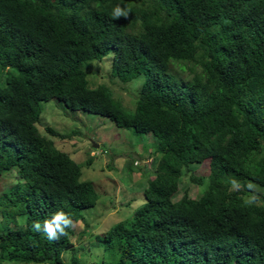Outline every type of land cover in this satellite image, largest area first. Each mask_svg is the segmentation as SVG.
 <instances>
[{"label":"trees","instance_id":"trees-1","mask_svg":"<svg viewBox=\"0 0 264 264\" xmlns=\"http://www.w3.org/2000/svg\"><path fill=\"white\" fill-rule=\"evenodd\" d=\"M117 5L128 18H113ZM109 54L111 76L142 78L130 112L88 86L82 63ZM52 98L160 147L144 203L95 235V264H264V0H0V175L21 179L0 194L14 225L0 227V263L84 264L72 226L59 239L34 228L58 210L87 226L81 210L99 198L49 137L77 132L37 127ZM206 160L207 175L190 176L201 195L175 199Z\"/></svg>","mask_w":264,"mask_h":264},{"label":"rangeland","instance_id":"rangeland-1","mask_svg":"<svg viewBox=\"0 0 264 264\" xmlns=\"http://www.w3.org/2000/svg\"><path fill=\"white\" fill-rule=\"evenodd\" d=\"M111 57L109 54L101 60L91 59L82 63V68L87 73L88 86H107L112 91V96L130 112L134 108L142 78L137 77L124 84L111 76ZM170 71L181 79L190 75L188 70L181 71L177 64L171 65ZM40 107L37 127L41 133H47L44 125L61 133L71 130L77 132L72 138L64 140L48 136L52 138L56 148L67 153L80 165L81 180L92 181L99 194L94 206L81 210L88 225L85 226L82 221H73L71 237L76 248H79L76 254H83L84 264H95L102 254L101 248L94 244L95 235L132 217L134 211L144 203L143 190L146 181L154 175L155 157L160 147L155 144L156 139L136 137L130 129L116 126L107 117L88 111L72 110L57 98L41 101ZM207 171V160L194 163L190 169L184 170L174 198H180L183 193L192 198L200 196L204 184L195 182L190 176L207 175ZM20 181L16 169L3 172L0 175V194ZM12 219V215L9 218L0 216V227L6 224L14 226ZM69 254L70 252L64 254L67 263Z\"/></svg>","mask_w":264,"mask_h":264},{"label":"clouds","instance_id":"clouds-1","mask_svg":"<svg viewBox=\"0 0 264 264\" xmlns=\"http://www.w3.org/2000/svg\"><path fill=\"white\" fill-rule=\"evenodd\" d=\"M130 13V9L126 6L121 7L120 5H117L113 12V18L119 19L121 17L128 18ZM97 146V144H95ZM232 183L239 187V182L236 180H233ZM258 203V198L255 196L246 197L244 199V204L246 206H251L253 204ZM73 224L72 218L69 214L65 213L62 210H58L55 213L51 215L49 219H46L41 225L39 222L34 223V228L37 231L43 230L47 233V236L49 239H59L60 236H66L67 229L70 228Z\"/></svg>","mask_w":264,"mask_h":264}]
</instances>
